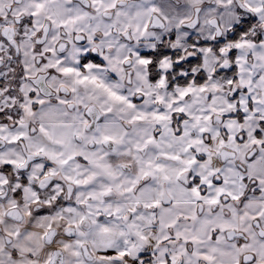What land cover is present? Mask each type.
<instances>
[{"label": "snow or ice", "instance_id": "1", "mask_svg": "<svg viewBox=\"0 0 264 264\" xmlns=\"http://www.w3.org/2000/svg\"><path fill=\"white\" fill-rule=\"evenodd\" d=\"M0 264H264V0H0Z\"/></svg>", "mask_w": 264, "mask_h": 264}]
</instances>
